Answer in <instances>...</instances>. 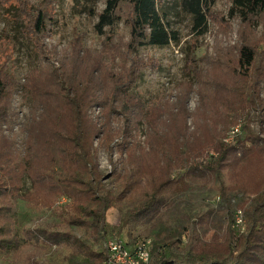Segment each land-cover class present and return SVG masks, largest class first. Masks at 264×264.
Segmentation results:
<instances>
[{
    "label": "trees",
    "instance_id": "16d2710c",
    "mask_svg": "<svg viewBox=\"0 0 264 264\" xmlns=\"http://www.w3.org/2000/svg\"><path fill=\"white\" fill-rule=\"evenodd\" d=\"M174 2L192 18L198 37L210 21L229 29L213 15L215 0H108L98 32L126 20L129 41L119 45L112 38L92 53L77 39L58 52L42 42L45 7L0 0L13 8L45 63L26 76L33 105L23 151L0 136V256L9 251L13 264H46L53 248H64L69 264H103L109 239L134 244L138 229L149 225L153 264H264V140L252 128L264 118V0H233L230 15L241 20L242 44L216 49L205 71L194 53L186 68L191 79L174 97L148 105L131 93L148 68L137 49L178 40L166 23V7ZM260 27L261 37L251 39ZM16 86L0 60V124ZM96 108L97 116L91 113ZM98 148L107 150L112 165L115 149L124 157L122 172H111L113 190L104 183ZM26 179L31 187L25 190ZM198 190H214L217 204L192 215L186 196ZM17 201L36 213L51 212L60 225L42 222L19 233L12 215ZM114 208L123 214L118 234L126 231L127 240L108 234ZM239 213L245 229L237 226ZM74 226L85 230V239L71 233Z\"/></svg>",
    "mask_w": 264,
    "mask_h": 264
},
{
    "label": "rangeland",
    "instance_id": "374dc122",
    "mask_svg": "<svg viewBox=\"0 0 264 264\" xmlns=\"http://www.w3.org/2000/svg\"><path fill=\"white\" fill-rule=\"evenodd\" d=\"M36 11L41 7L46 8L47 34L42 40L44 46H49L58 52H62L68 46H72L78 39L81 46L92 53H100L112 38L115 44H124L130 39L129 27L126 20L116 23L112 27L104 28V34L97 30L99 15L105 10L108 0H28ZM233 0H215L213 15L226 20L229 29L226 30L221 23L210 21L208 31L205 35L198 37L193 30L192 18L178 6L176 2L166 7L168 18L166 23L171 31L178 34V40L164 48L143 44L137 49L148 68L142 71L140 79L136 82L131 93L145 100L148 105L174 97L177 90L184 81L191 79L186 75L188 58L194 53L198 59L200 70L207 69L208 61L214 56L216 49L233 47L237 48L243 42L241 35V20L230 15ZM129 7L124 6L121 15L126 18ZM219 21V19H218ZM25 27L21 24L13 8H5L0 4V60L6 62L8 72L17 81L16 88L8 91L9 102L2 105L6 121L0 124V136L8 140H14L17 147L23 151L27 138L25 133L26 121L30 116L33 100L30 93L25 90L26 76L34 69L42 65L43 60L36 54L33 43L24 33ZM263 32L262 27L256 32L250 33L251 39H259ZM234 49V50H235ZM6 102V101H5ZM198 104V98L193 93L189 98L190 111L194 112ZM96 116L100 111L98 108L91 111ZM116 126H122L120 120H116ZM264 140V118L262 122H256L252 126ZM141 134H146V127H141ZM113 152V165L106 149L98 148V161L100 170L104 175V183L108 189L113 190L117 185L112 179V170L122 172L126 167L124 157ZM223 180H227L224 173ZM25 190L31 187L28 179L25 180ZM66 199L59 203L64 204ZM217 204V193L214 190L195 191L186 196V208L192 215L213 209ZM16 218V228L21 233L24 228H33L35 225L45 222L47 224L60 225L58 217L51 212H33L28 210L23 201L15 203L12 214ZM123 214L120 209H111L107 214L108 234L113 237H122L127 240V232L118 234ZM244 224V223H243ZM242 225V229L245 226ZM62 227V228H61ZM64 226H59L61 232H66ZM71 233L81 239L86 238L85 230L80 227H72ZM136 236L140 240L149 239L150 226L142 225ZM99 248V247H97ZM68 251L64 248H53L47 255L46 264H69L66 260ZM0 264H13L11 252H3L0 256Z\"/></svg>",
    "mask_w": 264,
    "mask_h": 264
},
{
    "label": "built area",
    "instance_id": "2783aa9c",
    "mask_svg": "<svg viewBox=\"0 0 264 264\" xmlns=\"http://www.w3.org/2000/svg\"><path fill=\"white\" fill-rule=\"evenodd\" d=\"M235 128L229 135L227 142H232L239 132ZM243 218L241 213L237 218V226L242 227ZM152 240H139L134 244H127L118 238H111L106 243L107 258L103 264H153Z\"/></svg>",
    "mask_w": 264,
    "mask_h": 264
}]
</instances>
